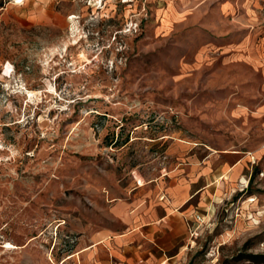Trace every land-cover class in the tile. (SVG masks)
Instances as JSON below:
<instances>
[{
    "label": "rangeland",
    "instance_id": "1",
    "mask_svg": "<svg viewBox=\"0 0 264 264\" xmlns=\"http://www.w3.org/2000/svg\"><path fill=\"white\" fill-rule=\"evenodd\" d=\"M263 39L264 0H0V264H113L137 177L191 186L169 264H264Z\"/></svg>",
    "mask_w": 264,
    "mask_h": 264
},
{
    "label": "crops",
    "instance_id": "2",
    "mask_svg": "<svg viewBox=\"0 0 264 264\" xmlns=\"http://www.w3.org/2000/svg\"><path fill=\"white\" fill-rule=\"evenodd\" d=\"M206 187L195 193L205 190V195L208 193ZM146 188L145 184L137 185L128 197L110 205L111 213L123 224L122 231L96 233L92 244L79 253L88 249L99 250L103 246L108 250L113 264H169L168 261L177 255L176 247L185 240L183 224L189 220L190 214L183 207L191 197V186L174 187L171 200L161 195L150 201L140 196ZM186 193H189L188 197Z\"/></svg>",
    "mask_w": 264,
    "mask_h": 264
},
{
    "label": "bare ground",
    "instance_id": "3",
    "mask_svg": "<svg viewBox=\"0 0 264 264\" xmlns=\"http://www.w3.org/2000/svg\"><path fill=\"white\" fill-rule=\"evenodd\" d=\"M9 68H10V67L7 66L6 71H8ZM224 152H225V153H229V154H236V153H238V152H236L235 150H230V151L225 150ZM222 178H223V177H222ZM137 182H138V185H139V186H143V185L145 184V183L142 181V179H140V178H138V177H137ZM248 201L252 202V201H254V199H253V198H250ZM7 248H12V245L8 244V245H7ZM85 249H87V248H85ZM78 253H79V252H78ZM78 253H76V254H78ZM71 256H72V255H71ZM71 256H69V257H71Z\"/></svg>",
    "mask_w": 264,
    "mask_h": 264
},
{
    "label": "built area",
    "instance_id": "4",
    "mask_svg": "<svg viewBox=\"0 0 264 264\" xmlns=\"http://www.w3.org/2000/svg\"><path fill=\"white\" fill-rule=\"evenodd\" d=\"M189 220H187L186 222H188Z\"/></svg>",
    "mask_w": 264,
    "mask_h": 264
}]
</instances>
